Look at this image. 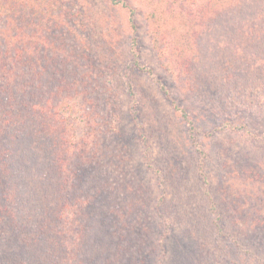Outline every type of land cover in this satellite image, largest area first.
<instances>
[{"label": "rangeland", "instance_id": "rangeland-1", "mask_svg": "<svg viewBox=\"0 0 264 264\" xmlns=\"http://www.w3.org/2000/svg\"><path fill=\"white\" fill-rule=\"evenodd\" d=\"M120 1L123 4L62 0L68 15L55 24L25 10L24 23L29 18L32 31L50 27L48 34L62 46L42 48L36 55L40 61L50 53L49 79L45 77L47 83L40 87L53 91L46 95L48 109L33 112L19 141L7 152L25 190L22 195L35 203V194L43 187L37 180L41 174L49 175L45 183L52 191L57 168L69 177L78 165L125 168V158L129 168L128 162H141L144 152L145 158L154 159L153 166L172 168L181 179L166 187L165 212L173 223L163 251L156 248L161 254L158 264H197L198 257L203 264H264V237L251 239L255 224H264V106L255 105L256 99L248 94H233L235 86L229 89L232 96L226 94L229 85H221L219 71L242 64L250 68L253 79L264 75V41L238 40L243 24L239 15L244 14H232L230 9L211 17L209 31L192 39L194 9L200 7L207 15L212 0ZM18 19L17 15L15 23ZM4 21L2 17L1 27ZM233 24L236 33L231 37L228 30ZM183 31L187 32L179 37ZM180 42L187 47L194 43L188 48H195L196 59L185 60L177 53ZM184 66L191 68L188 72L196 68L198 79L211 70L217 78L213 83L219 85L217 95H212L213 85L189 89ZM32 73L36 76L37 68ZM16 84L10 71L4 75L3 86ZM232 98L239 102L229 103ZM239 124H246L256 137L243 134ZM184 143L192 151L176 164L170 146L181 158ZM156 180L150 176L152 183ZM232 201L238 205L233 208L237 219L222 212ZM185 225L197 231L204 246ZM164 230L159 221L147 228L155 247Z\"/></svg>", "mask_w": 264, "mask_h": 264}, {"label": "trees", "instance_id": "trees-1", "mask_svg": "<svg viewBox=\"0 0 264 264\" xmlns=\"http://www.w3.org/2000/svg\"><path fill=\"white\" fill-rule=\"evenodd\" d=\"M109 1L123 4L120 0ZM211 5V8L208 7L210 16L203 14L200 7L194 9L196 24L190 27L193 29L192 39L209 31L211 17L214 18L218 12L225 14L230 9L232 14H244L239 15L243 18V24L241 30L237 31L238 40L244 38L264 41V0H212ZM253 5L254 8L251 9ZM63 7L62 0H0V19H5L4 26H0V113L5 125L0 127V264H158L161 254H156V248L163 251L166 231L173 223V220L170 221V213L165 212L166 187L175 185L174 182L181 183V179L173 175L172 168L162 170L153 166L154 159L149 156L145 158L144 152L141 162H128L129 168L126 158L125 168H102L101 164L96 165L97 168L78 165L69 177L63 174L62 168H57L52 191L46 186L48 174H41L37 179L39 183L43 181V187L39 194H35V203L32 197L24 198V189L17 182L14 168H11L7 152L19 141L20 135L25 131V123L33 118V112L48 109L49 98L46 95L49 90H42L40 87L47 83L44 81L45 77L49 79L46 70L50 53L40 61L35 59L36 55H41L42 48L49 47L52 50L62 46V43L55 42L48 34L51 32L50 27L41 32L32 31L29 18L24 23L25 10L28 8L31 15L37 13L40 21L46 18L55 24L68 15ZM17 15L19 19L15 23ZM228 31L232 37L236 33L235 25ZM186 32L178 33L179 37ZM134 41L132 40L133 43ZM180 43L182 44L176 49L177 53L185 57V60L190 56L196 59L195 48H188L194 43L190 42L188 47L184 42ZM236 47L239 50L241 46ZM191 51L193 55H190ZM221 65L222 63L219 68L224 66ZM33 68H37L36 76H33ZM189 69L191 68L185 67L183 70L189 73L186 79L188 88L195 90L204 84L208 88L213 85L212 95L215 97L219 85L213 83L212 79L217 78L210 74L211 70L204 72L198 79L199 74L194 71L196 68L191 72H188ZM9 71L17 84L5 87L2 85L3 78ZM219 71L223 77L221 85H229L226 94L229 92L232 96V87L235 86L233 94H248L256 99L255 105L259 103L264 106L263 74L253 79L250 68L242 64L229 72L225 69ZM131 91L129 87V92ZM60 94L57 92L55 95ZM168 98L171 102L174 101L171 97ZM238 102L233 98L229 101L234 105ZM181 115L185 117L187 113L181 112ZM239 127L243 134L256 137L246 124H239ZM170 148L174 150L171 155L176 164L180 165L192 151L184 143L179 158L176 148ZM145 150H148L147 146ZM249 167L253 168L255 165ZM153 175L157 178L155 183L150 181V176ZM13 180L14 183H11ZM202 181L207 183L204 178ZM227 203L223 202L222 205ZM235 207L238 205L232 201L228 209L222 207V212L227 213V217L231 214V217L237 219L233 214ZM243 214L239 217L242 221L245 219ZM157 221L163 223L165 230L155 241V247L147 228L155 226ZM187 224L193 225V222L190 224L187 221ZM255 225L257 227L252 229L254 236L251 239L263 238L264 224L259 222ZM187 233L199 240V246H204L205 242L201 241L203 238L199 237L195 229L188 228ZM196 261L197 264H203L199 257Z\"/></svg>", "mask_w": 264, "mask_h": 264}]
</instances>
